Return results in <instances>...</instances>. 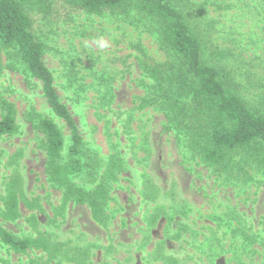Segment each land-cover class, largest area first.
Returning a JSON list of instances; mask_svg holds the SVG:
<instances>
[{
	"label": "rangeland",
	"instance_id": "374dc122",
	"mask_svg": "<svg viewBox=\"0 0 264 264\" xmlns=\"http://www.w3.org/2000/svg\"><path fill=\"white\" fill-rule=\"evenodd\" d=\"M183 3L203 5L216 39L236 50L264 91V0ZM32 19L34 33L47 45L45 63L85 140L104 160L120 154L124 170L110 185L107 226L95 222L87 206L70 203L60 210L63 192L48 181L46 156L27 116L34 111L63 122L42 83L28 75L14 50H4L0 100L14 105L19 131L0 138V223L18 237L48 234L63 254L20 255L0 241V264H170L169 257L177 264H264V175L256 173L246 186L226 183L188 151L182 136L166 129L159 106L139 108L152 85L139 60H168L156 23L135 11L97 16L60 2ZM70 77L78 79V97L68 87ZM15 172L24 194L45 209L36 213V228L27 222L34 213L24 207L16 222L1 216L6 183ZM158 210L165 214L152 225Z\"/></svg>",
	"mask_w": 264,
	"mask_h": 264
},
{
	"label": "trees",
	"instance_id": "16d2710c",
	"mask_svg": "<svg viewBox=\"0 0 264 264\" xmlns=\"http://www.w3.org/2000/svg\"><path fill=\"white\" fill-rule=\"evenodd\" d=\"M59 2L97 16L135 11L155 22L168 60L161 64L139 60L141 70L152 82L139 108L159 106L166 115V129L182 136L188 151L224 177L226 183L246 186L255 182L256 173L264 175L262 84L245 70L234 48L224 47L216 39V30L210 21L206 22L203 5L184 4L185 0H0V76L2 52L14 50L28 75L42 83L48 105L63 122L60 126L53 118L34 111L27 116L46 156L48 181L63 192L60 210L70 203L87 206L93 220L107 226L110 185L118 181L124 161L118 153L104 160L88 144L45 63L47 45L33 31L32 14L48 15ZM77 82V78L70 77L68 87L78 97ZM256 90L262 92L257 94ZM0 109V138L17 134L14 105L1 99ZM2 203L1 216L6 222L20 220L22 207L33 212L27 219L33 228L38 224L36 213L45 212L37 198L24 194L18 172L7 181ZM164 214L158 210L151 224L155 225ZM247 240L251 239L246 236ZM0 241L9 251L20 255L42 251L54 259L63 254L61 244L48 234L18 237L1 223ZM168 262L177 264L178 259L169 257Z\"/></svg>",
	"mask_w": 264,
	"mask_h": 264
}]
</instances>
